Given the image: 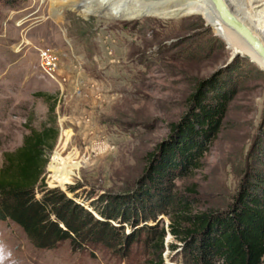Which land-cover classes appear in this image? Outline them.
Masks as SVG:
<instances>
[{
  "label": "rangeland",
  "instance_id": "rangeland-1",
  "mask_svg": "<svg viewBox=\"0 0 264 264\" xmlns=\"http://www.w3.org/2000/svg\"><path fill=\"white\" fill-rule=\"evenodd\" d=\"M109 1L0 0V168L32 130L53 126L44 182L94 213L91 203L101 196L135 188L149 155L190 112L200 83L218 77L234 95L227 115L200 168L176 185L193 215L228 208L244 182L264 174V71L235 54L250 51L205 0H171L167 12L137 19L107 16L121 10ZM228 1L264 39V0ZM42 46L60 58L57 80L40 72ZM146 224L166 229L163 263L141 243L127 255L74 250L69 242L38 250L18 226L0 220V264H185L170 219Z\"/></svg>",
  "mask_w": 264,
  "mask_h": 264
},
{
  "label": "trees",
  "instance_id": "trees-1",
  "mask_svg": "<svg viewBox=\"0 0 264 264\" xmlns=\"http://www.w3.org/2000/svg\"><path fill=\"white\" fill-rule=\"evenodd\" d=\"M227 87L218 77L201 82L190 112L173 126L170 140L149 155L135 188L101 196L91 203L94 213L61 189L47 188L44 150L57 132L53 126L32 130L21 148L4 156L0 220L18 226L38 250L69 242L74 250L104 248L127 255L133 244L141 243L158 255L155 262L163 263L166 229L144 223L166 216L171 235L184 244L185 264H264V174L244 182L224 210L193 215L192 201L177 192L176 181L200 168L222 127L234 96Z\"/></svg>",
  "mask_w": 264,
  "mask_h": 264
},
{
  "label": "water",
  "instance_id": "water-1",
  "mask_svg": "<svg viewBox=\"0 0 264 264\" xmlns=\"http://www.w3.org/2000/svg\"><path fill=\"white\" fill-rule=\"evenodd\" d=\"M209 1L217 11L220 22L245 43L252 55L244 53L241 50H238L235 54L249 60L264 71V66L258 62L261 60L264 64V44L257 39L247 22L233 11L228 0ZM227 45L233 49L230 44Z\"/></svg>",
  "mask_w": 264,
  "mask_h": 264
},
{
  "label": "crops",
  "instance_id": "crops-1",
  "mask_svg": "<svg viewBox=\"0 0 264 264\" xmlns=\"http://www.w3.org/2000/svg\"><path fill=\"white\" fill-rule=\"evenodd\" d=\"M114 0H110L109 2L115 6ZM147 1L150 0H136L137 3V7H129V5L125 2L122 3V6H119L118 8L120 9H126L129 10L130 13H135L132 16L131 15H125L123 18H117V19H137L140 18L142 16H159L162 13L167 12L169 6H170V1H167L163 6H159L158 8H156L153 4H149L147 3ZM149 10L150 12H145ZM109 16V15H107ZM110 17V16H109ZM116 18V17H114ZM29 32V31H28ZM24 42H27L28 44L31 43L32 45L36 46V44L32 41V40H28V39H22ZM21 40V41H22ZM20 40L18 41V43L21 42ZM16 43V44H18Z\"/></svg>",
  "mask_w": 264,
  "mask_h": 264
},
{
  "label": "built area",
  "instance_id": "built-area-1",
  "mask_svg": "<svg viewBox=\"0 0 264 264\" xmlns=\"http://www.w3.org/2000/svg\"><path fill=\"white\" fill-rule=\"evenodd\" d=\"M39 69L43 75L57 80L60 58L56 51L50 47H37Z\"/></svg>",
  "mask_w": 264,
  "mask_h": 264
},
{
  "label": "bare ground",
  "instance_id": "bare-ground-1",
  "mask_svg": "<svg viewBox=\"0 0 264 264\" xmlns=\"http://www.w3.org/2000/svg\"><path fill=\"white\" fill-rule=\"evenodd\" d=\"M135 2H132V3H127L129 5V7H137V3H136V0H134ZM208 4V7L209 9L211 10V12L215 15H217L218 17V13L217 11L215 10V8L213 7L212 3L209 1V0H205ZM114 4H115V7H119V6H122V3L123 2H127V0H114L113 1ZM145 12H150L149 10L145 11ZM133 15L135 13H130L129 10H126V9H121V10H118L116 9L114 12L112 13H109L108 15L112 18L116 17V18H123L125 15ZM219 19V17H218ZM248 24V23H247ZM248 26L251 28V31L254 33V35L257 37V39L259 41H261L263 44H264V39L259 35V33L256 31V29L254 28V26H252L250 23L248 24ZM228 29V28H227ZM229 32H231L229 29H228ZM233 33V32H231ZM234 52H238V50L234 51ZM243 52V51H242ZM251 54V53H250ZM252 55V54H251ZM262 62V61H261ZM263 63V62H262Z\"/></svg>",
  "mask_w": 264,
  "mask_h": 264
}]
</instances>
